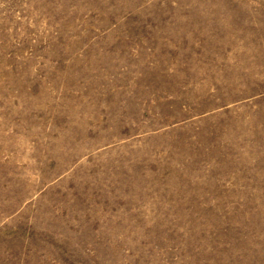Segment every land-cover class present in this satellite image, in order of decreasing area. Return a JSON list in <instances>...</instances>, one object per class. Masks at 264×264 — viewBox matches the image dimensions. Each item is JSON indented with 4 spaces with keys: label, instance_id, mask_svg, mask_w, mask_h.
<instances>
[{
    "label": "rangeland",
    "instance_id": "1",
    "mask_svg": "<svg viewBox=\"0 0 264 264\" xmlns=\"http://www.w3.org/2000/svg\"><path fill=\"white\" fill-rule=\"evenodd\" d=\"M0 264H264V0H0Z\"/></svg>",
    "mask_w": 264,
    "mask_h": 264
}]
</instances>
